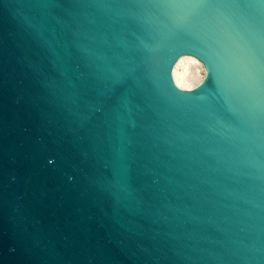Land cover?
Returning <instances> with one entry per match:
<instances>
[{
  "label": "water",
  "instance_id": "water-1",
  "mask_svg": "<svg viewBox=\"0 0 264 264\" xmlns=\"http://www.w3.org/2000/svg\"><path fill=\"white\" fill-rule=\"evenodd\" d=\"M0 264H264V0H0Z\"/></svg>",
  "mask_w": 264,
  "mask_h": 264
},
{
  "label": "bare ground",
  "instance_id": "bare-ground-1",
  "mask_svg": "<svg viewBox=\"0 0 264 264\" xmlns=\"http://www.w3.org/2000/svg\"><path fill=\"white\" fill-rule=\"evenodd\" d=\"M207 76V68L198 58L183 55L173 69V79L176 85L184 91H191L203 84Z\"/></svg>",
  "mask_w": 264,
  "mask_h": 264
}]
</instances>
